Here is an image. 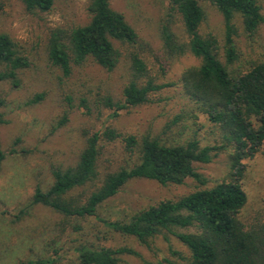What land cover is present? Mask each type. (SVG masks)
<instances>
[{
  "label": "trees",
  "instance_id": "obj_1",
  "mask_svg": "<svg viewBox=\"0 0 264 264\" xmlns=\"http://www.w3.org/2000/svg\"><path fill=\"white\" fill-rule=\"evenodd\" d=\"M19 1L29 12H48L56 0ZM165 1L171 15L158 31L162 51L155 60L158 71H165L167 61L187 52L199 59L198 66L186 68L180 75L182 95L197 113L205 115L221 129L223 141L233 147L227 175L212 188L195 191L175 201H162L126 222L100 217L99 206L131 179L154 180L165 186L181 184L191 178L205 185L204 177L193 164L209 163L212 152L221 149L201 147L196 139L175 144L149 136L138 139L103 125L83 134V148L77 162L67 168L52 169L51 185L45 191L36 187L31 204L48 207L59 214L62 221L58 228L68 229L71 235L85 239L71 241L74 242L71 254L75 255V264H120V255L132 253L127 248L97 245V241L104 242L107 233L145 243L164 232L186 246L191 256L189 264H264V221L246 227L238 219L246 203L242 184L244 160L264 149V60L250 61L241 71L234 69L238 61L235 20L239 19L247 37L252 38L264 22L261 7L257 0ZM201 1L213 6L223 19L222 45L215 36L200 33L205 20ZM87 11L88 23L56 27L49 34L47 59L60 73L59 82L88 61L109 72L123 66L126 83L121 101L104 97L99 104L116 116L125 109L150 103L166 85L157 81L158 72L150 68L143 57L135 29L122 13L112 9L109 0H89ZM28 66L23 48L7 34H0V82L8 81L17 86L19 72ZM41 98L35 97L32 103ZM79 105L90 112L85 99L82 98ZM3 106L4 100L0 97V124L5 123L1 113ZM190 115L196 118L195 114ZM181 118V114L177 115L173 124ZM19 141L16 139L15 143ZM116 141L121 144L127 164L103 167L101 149ZM4 159L5 153L0 147V170ZM88 220L95 222V228L103 229L104 235L99 236L93 228L85 233L81 223ZM173 228L192 231L176 233ZM47 263L28 260L20 264ZM166 264L178 263L167 261Z\"/></svg>",
  "mask_w": 264,
  "mask_h": 264
},
{
  "label": "rangeland",
  "instance_id": "obj_2",
  "mask_svg": "<svg viewBox=\"0 0 264 264\" xmlns=\"http://www.w3.org/2000/svg\"><path fill=\"white\" fill-rule=\"evenodd\" d=\"M257 1L264 17V0ZM109 2L112 9L122 13L135 29L143 57L150 68L158 72L157 81L166 85L150 103L125 109L116 116H112L99 101L104 97L121 101L126 83L123 66L109 72L88 61L75 67L71 76L60 83V73L47 59L50 32L56 27L88 23L89 0H56L48 12H29L19 0L0 1V34H7L18 43L29 62L28 68L19 72L17 86L8 81L0 82V97L4 100L1 113L5 122L0 124V147L5 153L0 170V264H20L28 260H44L47 264L76 263L71 249L76 238L85 239L71 235L68 229L58 228L62 217L48 207L32 205L31 197L36 187L43 191L49 188L52 169L67 168L77 162L86 131L109 125L122 135H134L138 139L149 136L171 144L196 139L201 147H221L212 152L209 163L193 164L205 179L203 186L191 178L181 184L165 186L154 180H129L97 210L100 217L111 221L126 222L136 213L162 201H175L195 191L212 188L229 171L233 147L223 141L221 129L205 115L197 113L182 95L180 75L186 68L198 66L199 59L187 52L167 61L165 71H158L155 60L162 54L158 31L171 15L167 1ZM200 4L205 12L201 35L211 34L222 45L221 15L209 3L201 1ZM235 29L238 61L234 69L241 71L250 61L264 60V22L252 38L247 37L239 19L235 20ZM220 58L224 61L223 54ZM37 96H41V100L32 103ZM82 98L90 112L79 107ZM191 113L196 118L190 117ZM180 114L182 118L173 124ZM16 139L20 141L15 143ZM12 150L15 153H11ZM101 163L103 167L114 168L127 164L119 141L104 145ZM244 165L242 184L246 203L238 219L248 227L264 221V149L244 160ZM81 224L85 233L93 228L99 236L104 235L103 229L95 228L94 221ZM172 231L188 233L192 230L173 228ZM105 236L104 242L97 241V245L127 248L132 252L120 255V264L191 262L189 250L170 233H160L145 243L115 233ZM73 238L74 242H71ZM55 251L59 254L55 255Z\"/></svg>",
  "mask_w": 264,
  "mask_h": 264
}]
</instances>
